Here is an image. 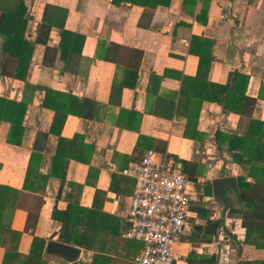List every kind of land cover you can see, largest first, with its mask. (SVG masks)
Wrapping results in <instances>:
<instances>
[{
  "label": "crops",
  "instance_id": "1",
  "mask_svg": "<svg viewBox=\"0 0 264 264\" xmlns=\"http://www.w3.org/2000/svg\"><path fill=\"white\" fill-rule=\"evenodd\" d=\"M21 1L29 15L26 39H35L49 5L66 11L64 28L83 35L84 41L80 54L69 55L68 68L60 58L58 27H51L46 44L34 43L26 76L32 91L23 81L0 75L1 97L28 99L19 144L7 141L10 125L0 120V184L19 191L11 219L12 228L21 232L18 251L27 253L33 237L43 238L46 245L62 242V224L52 213L67 208L68 183L74 182L81 189L74 192L78 204L70 209V219L76 227L88 228L85 238L93 247L70 244L79 249L72 261L45 250L47 262L93 264L94 257H101V264H134L141 244L124 236L134 180L122 169L152 148L196 164V181L188 180L195 187L189 226L173 247L174 264H187L191 251L205 261L213 256L215 264L264 261V248L243 242L240 218L227 213L229 206L223 210L211 187L217 177L233 176L237 183V176L248 170L232 161L227 141L216 140L215 133L243 135L251 119L264 117V0H170L155 8L110 0H0V12L15 11ZM200 52H210V63L204 79L188 82L189 94L205 84L232 83L241 73L248 76L244 94L255 101L241 104L237 96L229 110L202 101L192 139L183 135L186 117L176 106L181 78L195 76ZM45 88L91 102L85 108L90 116L69 113L61 125H53L54 111L42 105ZM139 135L152 142L137 146ZM158 141L165 152L155 149ZM206 182L211 195L204 194ZM236 190L227 187L226 196L239 208ZM204 208L207 214H202ZM207 217H222L223 222L210 239L192 240L195 231L198 236L205 231ZM3 254L0 246V264Z\"/></svg>",
  "mask_w": 264,
  "mask_h": 264
},
{
  "label": "trees",
  "instance_id": "2",
  "mask_svg": "<svg viewBox=\"0 0 264 264\" xmlns=\"http://www.w3.org/2000/svg\"><path fill=\"white\" fill-rule=\"evenodd\" d=\"M114 5L122 2H129L142 5L149 8L157 6H167L170 0H110ZM66 11L62 8L45 6L43 18L37 26L35 39L31 42L25 38V28L29 15L23 2L21 1L15 11L0 12V37L2 39L0 54L3 60L0 63V75H4L13 79L24 82L27 89L33 90V86L26 80L28 74L30 59L33 51L34 43L46 44L49 39V32L52 26L60 29L58 47L60 49V58L65 62V68H68L67 61L71 53L80 54L83 45L84 36L64 28ZM113 45V44H111ZM199 63L195 76H182L181 89L177 101L176 112L186 117V123L183 135L194 139V126L196 124L199 108L204 100L214 101L222 105L225 110L232 108V103L236 100L242 101L241 104H253L255 98L245 96L244 92L247 86L248 76L237 73L232 83L204 85L201 89L195 90L189 94L186 85L190 81L199 82L204 79L210 63V52L206 54L200 52ZM152 78L158 80L161 77L155 74ZM203 90V91H202ZM45 95L42 105L54 111L52 124L59 122L61 125L67 116L72 113L78 116H90L87 113V106L91 108V102L87 100H79L75 96L64 94L59 91L45 88ZM260 95V93H259ZM68 97V100L65 99ZM28 99L22 98L20 101L7 99L0 96V120L9 123V132L7 141L13 144H19L23 133V117L26 111ZM241 111V106L239 108ZM45 137V134H40ZM216 140H226L225 150H227L234 163L248 166L246 175L237 176V190L235 192L236 199L240 204L239 208L229 204L228 214H237L241 220V226L245 229L243 242L252 244L257 248H264V117L261 120L251 119L247 129L243 135L224 134L222 132L215 133ZM147 140L148 143L152 139L139 135L137 146ZM155 149L165 152L161 142L158 141ZM36 144L33 145L35 149ZM150 144L146 146L149 148ZM34 153V152H33ZM32 153V154H33ZM166 153V152H165ZM30 156V160L32 158ZM176 163H181V170L186 174L189 181H196V164L183 160L172 155ZM27 166V174L31 169V163ZM51 174L56 173V164L53 163ZM44 177V176H43ZM64 179L63 175L60 176ZM70 192L69 205L64 211L53 210L52 218L61 222L58 238L64 243H69L90 250L93 245L86 240L85 235L88 228L85 226L81 229L75 226V222L70 219V209L78 204L77 194L81 189V185L69 182ZM19 191L15 188L3 186L0 184V246L4 249L1 264H49L44 257L46 250V241L43 238L33 237L30 249L27 253L18 251V242L21 232L15 230L11 226V219L15 210V200ZM205 195H211L210 183L205 184ZM207 214L208 210L202 209V214ZM223 218L210 220L207 217V226L205 231L198 236L199 231L190 237L192 240L202 242L210 239L214 235L216 229L222 224ZM193 258V259H192ZM198 256L194 251L189 252L186 262L187 264H215L213 256L205 261L197 259ZM101 257H94L93 264H101ZM237 264H264L262 260H240Z\"/></svg>",
  "mask_w": 264,
  "mask_h": 264
},
{
  "label": "built area",
  "instance_id": "3",
  "mask_svg": "<svg viewBox=\"0 0 264 264\" xmlns=\"http://www.w3.org/2000/svg\"><path fill=\"white\" fill-rule=\"evenodd\" d=\"M122 173L134 180L124 233L141 244L133 263L174 264L173 247L189 226L191 190L186 174L172 156L152 148L129 162Z\"/></svg>",
  "mask_w": 264,
  "mask_h": 264
},
{
  "label": "water",
  "instance_id": "4",
  "mask_svg": "<svg viewBox=\"0 0 264 264\" xmlns=\"http://www.w3.org/2000/svg\"><path fill=\"white\" fill-rule=\"evenodd\" d=\"M178 167H181L178 164ZM212 194L222 203L223 210H226L229 206L228 198L226 196V188H232L236 190V181L233 176L217 177L211 180ZM46 251L63 258L66 261H72L77 258L79 249L73 245L53 241L46 245Z\"/></svg>",
  "mask_w": 264,
  "mask_h": 264
},
{
  "label": "rangeland",
  "instance_id": "5",
  "mask_svg": "<svg viewBox=\"0 0 264 264\" xmlns=\"http://www.w3.org/2000/svg\"><path fill=\"white\" fill-rule=\"evenodd\" d=\"M187 189H188V190H194L195 187H194V185H191L190 183H187ZM192 200H194V199L190 196L189 204L191 203ZM192 202H193V201H192Z\"/></svg>",
  "mask_w": 264,
  "mask_h": 264
}]
</instances>
